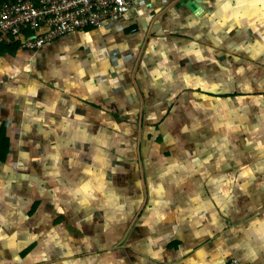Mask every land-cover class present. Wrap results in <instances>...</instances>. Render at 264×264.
<instances>
[{"label":"clouds","instance_id":"obj_1","mask_svg":"<svg viewBox=\"0 0 264 264\" xmlns=\"http://www.w3.org/2000/svg\"><path fill=\"white\" fill-rule=\"evenodd\" d=\"M69 6L0 52V264H264V0Z\"/></svg>","mask_w":264,"mask_h":264},{"label":"built area","instance_id":"obj_2","mask_svg":"<svg viewBox=\"0 0 264 264\" xmlns=\"http://www.w3.org/2000/svg\"><path fill=\"white\" fill-rule=\"evenodd\" d=\"M65 2L70 6L62 8L59 15L67 17L69 14H72L77 21L89 20L91 13L99 15L107 12L111 14L113 9L117 7V0H106L102 5L98 4V0H89L91 8L81 12L80 10L84 9L85 5L83 3H76L74 0H7L0 5V42L4 41V36H14V32L23 35L27 32L29 33L28 36H31L40 28L48 26L49 21H55L57 18L56 12L48 10L52 9L53 3L62 5ZM33 12H36L37 15L33 16ZM67 22L69 25L72 24V20H68ZM33 24L36 25L35 28ZM58 26L57 23L51 24L52 32H55ZM94 26L89 21L88 23L79 25L77 30H88ZM48 35L51 34L49 33ZM59 37V34L52 36V41ZM38 39L47 40V36L39 37ZM32 43L35 44L36 41H32Z\"/></svg>","mask_w":264,"mask_h":264},{"label":"crops","instance_id":"obj_3","mask_svg":"<svg viewBox=\"0 0 264 264\" xmlns=\"http://www.w3.org/2000/svg\"><path fill=\"white\" fill-rule=\"evenodd\" d=\"M88 30H91V29H88ZM132 29H127L126 32L128 31H131ZM29 33H24L25 36H28ZM9 41H11V43H7V42H0V52H3L5 49L11 51V52H15L17 48L21 47L20 43L18 41H16L15 39V36H14V40L11 39V37H7ZM60 38V37H59ZM57 38V39H59ZM57 39H55L53 42H55ZM18 44V46H16ZM28 49H25V51H27ZM117 118H119L117 116ZM2 129H4V133H5V137L7 138L6 140L9 141V144L11 145V141H10V138H9V134H8V129H7V126H6V123L5 125H0V134H1V131ZM0 161H3V160H0ZM179 242L178 241H174L171 245H169L170 248H174L177 246Z\"/></svg>","mask_w":264,"mask_h":264},{"label":"trees","instance_id":"obj_4","mask_svg":"<svg viewBox=\"0 0 264 264\" xmlns=\"http://www.w3.org/2000/svg\"><path fill=\"white\" fill-rule=\"evenodd\" d=\"M7 0H0V5H2ZM12 40H14V36H10ZM4 42V41H2ZM18 46V44L16 45ZM4 129H2L0 134V160H4L7 157L8 150L10 148L9 141L6 140Z\"/></svg>","mask_w":264,"mask_h":264}]
</instances>
